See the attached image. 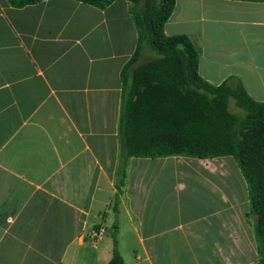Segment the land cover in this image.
I'll use <instances>...</instances> for the list:
<instances>
[{"label": "crops", "instance_id": "1", "mask_svg": "<svg viewBox=\"0 0 264 264\" xmlns=\"http://www.w3.org/2000/svg\"><path fill=\"white\" fill-rule=\"evenodd\" d=\"M131 6L0 0V264H108L113 232L126 264H259L231 156L131 158L114 211ZM164 29L199 48L204 80L264 102V1L175 0Z\"/></svg>", "mask_w": 264, "mask_h": 264}, {"label": "trees", "instance_id": "2", "mask_svg": "<svg viewBox=\"0 0 264 264\" xmlns=\"http://www.w3.org/2000/svg\"><path fill=\"white\" fill-rule=\"evenodd\" d=\"M41 1L8 3L21 8ZM76 1L105 9L115 0ZM129 1L138 45L121 72V154L114 211L118 212L131 158L231 156L248 185L250 211L257 217L259 264H264V102L252 99L240 81L235 87L229 82L215 86L200 76V52L190 37L165 33L175 0H161L158 6L147 1L142 10V0ZM145 46L156 57L143 61ZM232 101L243 113L231 110ZM113 237V257L108 264H126L115 232Z\"/></svg>", "mask_w": 264, "mask_h": 264}, {"label": "rangeland", "instance_id": "3", "mask_svg": "<svg viewBox=\"0 0 264 264\" xmlns=\"http://www.w3.org/2000/svg\"><path fill=\"white\" fill-rule=\"evenodd\" d=\"M147 1H153L156 3V5H160L161 0H142L141 4H140V9L142 10V8L145 6ZM197 47V46H196ZM198 48V47H197ZM199 49V48H198ZM156 57V54L154 53V51L149 47V46H145L144 50H143V54H142V59L143 61L149 60ZM230 84L235 87L238 83L236 81H232L230 82ZM231 110L232 111H238V112H242L240 111V109H238L235 105V103L232 101L231 103ZM243 113V112H242Z\"/></svg>", "mask_w": 264, "mask_h": 264}, {"label": "built area", "instance_id": "4", "mask_svg": "<svg viewBox=\"0 0 264 264\" xmlns=\"http://www.w3.org/2000/svg\"><path fill=\"white\" fill-rule=\"evenodd\" d=\"M105 230L104 228L100 227L98 229H94L92 233L89 235L91 240L98 241L102 238Z\"/></svg>", "mask_w": 264, "mask_h": 264}]
</instances>
